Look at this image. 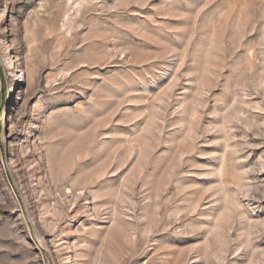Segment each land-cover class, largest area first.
Returning a JSON list of instances; mask_svg holds the SVG:
<instances>
[{"label":"rangeland","instance_id":"1","mask_svg":"<svg viewBox=\"0 0 264 264\" xmlns=\"http://www.w3.org/2000/svg\"><path fill=\"white\" fill-rule=\"evenodd\" d=\"M0 264H264V0H0Z\"/></svg>","mask_w":264,"mask_h":264},{"label":"bare ground","instance_id":"2","mask_svg":"<svg viewBox=\"0 0 264 264\" xmlns=\"http://www.w3.org/2000/svg\"><path fill=\"white\" fill-rule=\"evenodd\" d=\"M20 78V77H19ZM16 81H19L18 77H17V80Z\"/></svg>","mask_w":264,"mask_h":264}]
</instances>
